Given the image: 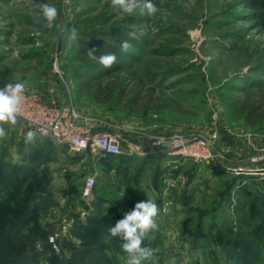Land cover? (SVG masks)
Segmentation results:
<instances>
[{"label": "rangeland", "instance_id": "1", "mask_svg": "<svg viewBox=\"0 0 264 264\" xmlns=\"http://www.w3.org/2000/svg\"><path fill=\"white\" fill-rule=\"evenodd\" d=\"M250 1L151 0L158 11L149 16L142 3L127 14L111 0H70L69 6L67 0H0V88L16 82L64 87L94 128L116 134L122 148L117 157L75 155L38 134L26 143V135L5 125L0 264L15 234L28 236L26 256L38 251L31 264H128L122 241L108 229L147 200L159 213L158 227L143 242L154 256L143 264H169L173 257L176 264H264V176L218 165L242 169L248 138L264 143V123L247 124L236 104L246 91L264 92L258 16L264 8ZM42 3L58 10L51 28L34 22ZM72 28L76 41L69 38ZM124 40L132 45L127 52ZM82 41L116 55L120 68L103 83L142 87L151 108L133 109L126 96L116 104L77 95L73 70L96 63L77 59ZM177 134L204 139L218 162L166 159L155 141ZM92 172L97 182L84 199V178ZM242 201L245 218L235 212Z\"/></svg>", "mask_w": 264, "mask_h": 264}, {"label": "built area", "instance_id": "2", "mask_svg": "<svg viewBox=\"0 0 264 264\" xmlns=\"http://www.w3.org/2000/svg\"><path fill=\"white\" fill-rule=\"evenodd\" d=\"M67 6L70 0H67ZM53 73L60 74L57 60L53 63ZM51 97L47 100L40 92L26 88L22 101V117L19 124L27 131H35L39 136L50 139L57 145L68 147L75 155L117 156L122 154L120 138L110 131H97L88 118L81 116L78 108L73 104H62L53 98L55 90L49 88ZM216 139V136H214ZM155 145L159 147L168 158L180 160H193L194 162L208 164L217 163L216 153L210 145L200 137L188 138L182 135L158 137ZM264 159V153L254 156L251 161L258 164ZM230 170V169H229ZM238 174L262 173L263 170L237 169L232 170ZM97 182L96 173L85 176L81 189V196L89 199ZM52 247L57 250L56 239L50 238Z\"/></svg>", "mask_w": 264, "mask_h": 264}, {"label": "clouds", "instance_id": "3", "mask_svg": "<svg viewBox=\"0 0 264 264\" xmlns=\"http://www.w3.org/2000/svg\"><path fill=\"white\" fill-rule=\"evenodd\" d=\"M146 10L149 16L157 13L158 9L151 0H111V6L120 11L132 14L136 8L141 5ZM40 7V19L34 22L40 24L41 20L45 26L51 28L53 23L57 20L58 10L47 3H42ZM70 32V39L76 41L78 39V32L75 28L68 30ZM121 50L129 51L132 45L129 41L124 40L121 45ZM96 48L87 50L86 55L93 61H96L103 68H111L117 61L115 54L107 53L97 56ZM26 85L23 82L7 83L0 88V139H3L7 133L4 125L15 126L22 117V101ZM37 133L35 131H28L26 134V143L34 141ZM159 208L156 203L151 200L146 202H137L133 209L124 212L123 218L116 221L114 226L109 227V233L112 237L119 238L122 250L128 254V264H143L144 261L153 259V249L143 246V242L147 234L155 230L158 225L156 217L158 216ZM169 264H176L175 257L171 258Z\"/></svg>", "mask_w": 264, "mask_h": 264}, {"label": "trees", "instance_id": "4", "mask_svg": "<svg viewBox=\"0 0 264 264\" xmlns=\"http://www.w3.org/2000/svg\"><path fill=\"white\" fill-rule=\"evenodd\" d=\"M250 4L257 8H264V0H251ZM260 24L264 28V9L258 15ZM90 48H96L98 51L96 55L105 54L103 50L98 48L93 42L82 41L79 47L78 53L76 54L77 59L85 62L87 50ZM85 67L76 68L73 70V77L77 81L76 91L79 96H88L96 102L107 103L115 101L119 104L122 99L126 96V103L130 106H139L140 110L151 108V97L143 94L142 87H125L121 82L112 81L103 83L102 77L109 74L110 71L117 70L120 65L115 63L111 68H103L97 62L84 64ZM109 71V72H108ZM237 112L244 118V121L249 125H256L264 123V92H244L243 97L236 102ZM220 168V167H219ZM221 169V168H220ZM224 171L223 169H221ZM225 172V171H224ZM246 203L245 201L238 203L235 212L239 218L246 217ZM244 224L249 228V222L243 221ZM246 234V232H243ZM14 243L11 249L8 251L6 256V264H31L38 255L37 250H32L33 256H26L27 245L29 244L28 236L26 234H15L13 236ZM86 257V255H85ZM81 261H85L84 256L80 258ZM93 263H97L92 261ZM105 264V263H104ZM114 264V263H106Z\"/></svg>", "mask_w": 264, "mask_h": 264}, {"label": "crops", "instance_id": "5", "mask_svg": "<svg viewBox=\"0 0 264 264\" xmlns=\"http://www.w3.org/2000/svg\"><path fill=\"white\" fill-rule=\"evenodd\" d=\"M26 88H28L29 90L32 91H36V92H40L43 94L44 98L47 100L49 97H51V95L49 94L48 90L49 88H53L55 90V93L53 95V98L56 99L58 102L62 103V104H73L75 105L81 116L88 118V120H90L93 123V119L89 116H87L85 113H83L79 107L72 101L71 99V95L67 94L66 90L64 87H58L57 84H50L49 86H29L26 85ZM77 92V91H76ZM78 95V94H77ZM83 97V96H82ZM94 125V124H93ZM5 126V125H4ZM7 128H9V130L11 131H19L20 133L25 137L26 135V131L25 129L22 127L21 124L17 123L15 126H12L10 124L6 125ZM96 130V129H95ZM24 139V138H22ZM258 140V139H256ZM248 142L250 143V148H248V150L246 152H243V154H245V156H247V162H244V168L245 169H255V170H263V172L261 173H253V174H241L242 176H264V159L262 161H260L258 164H254L253 162H251V159L260 154V153H264V143L261 142H255V138L251 139V137L248 138ZM252 142V143H251ZM160 150V149H159ZM160 153H162L163 156H165L166 159H168V156L164 153V151L160 150ZM139 156H143V153L138 154ZM119 156V155H117ZM116 156V157H117Z\"/></svg>", "mask_w": 264, "mask_h": 264}, {"label": "water", "instance_id": "6", "mask_svg": "<svg viewBox=\"0 0 264 264\" xmlns=\"http://www.w3.org/2000/svg\"><path fill=\"white\" fill-rule=\"evenodd\" d=\"M219 165V167L221 168V169H223L224 171H226V172H231L232 170H229L228 168H226V167H224L223 165H221V164H218Z\"/></svg>", "mask_w": 264, "mask_h": 264}]
</instances>
